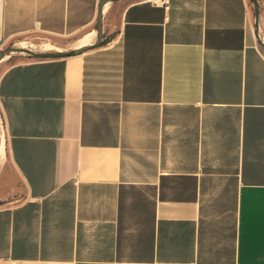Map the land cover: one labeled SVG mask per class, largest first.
<instances>
[{
	"label": "crops",
	"instance_id": "1",
	"mask_svg": "<svg viewBox=\"0 0 264 264\" xmlns=\"http://www.w3.org/2000/svg\"><path fill=\"white\" fill-rule=\"evenodd\" d=\"M100 2L0 0V49L91 28ZM120 3L99 46L0 61V264H264L249 1Z\"/></svg>",
	"mask_w": 264,
	"mask_h": 264
},
{
	"label": "rangeland",
	"instance_id": "2",
	"mask_svg": "<svg viewBox=\"0 0 264 264\" xmlns=\"http://www.w3.org/2000/svg\"><path fill=\"white\" fill-rule=\"evenodd\" d=\"M250 9L253 13V16L256 17V12L255 10V1L254 0H248ZM122 0H116L112 1L110 4L109 10H107L106 13H104V18L103 21L105 23H109L110 21L114 20L115 14H118L120 10L122 9V4L120 3ZM160 2V1H158ZM258 5H259V33L260 36L262 37L264 35V0H257ZM96 22L95 21L94 25L91 26V28H86L83 30H80L78 32L72 33V34H54V33H49L45 32L42 30H33L28 33L20 34L13 40L5 43V45L0 49V51L4 50L8 46H16L19 43H24L27 46H30L33 50H36V52H50V51H56V50H45L44 45L46 44H51L55 47L60 48L61 50H71L74 47L77 46V44L80 42V40L89 32L95 31L96 29ZM104 28V27H103ZM96 34V31H95ZM98 34V32H97ZM96 39L97 36L95 35ZM96 39H94L96 42ZM261 48L264 50L263 46L261 45ZM75 49V48H74ZM10 53V52H9ZM29 54L26 53H13L11 54V57H9L7 60L9 61H16L19 60L23 57H29ZM0 132H1V126H0ZM3 135V134H2ZM0 133V144L1 141L3 140V137ZM17 182V180H14ZM8 184V181L6 179H3L0 177V189H6V186Z\"/></svg>",
	"mask_w": 264,
	"mask_h": 264
},
{
	"label": "water",
	"instance_id": "3",
	"mask_svg": "<svg viewBox=\"0 0 264 264\" xmlns=\"http://www.w3.org/2000/svg\"><path fill=\"white\" fill-rule=\"evenodd\" d=\"M112 2V1H116V0H101L100 2V7H99V13H98V17H97V22H96V29H97V39L96 42L85 45V46H78L75 47V49H71V50H57V51H50V52H36L33 50H26L28 52L29 55L35 56V57H39V58H56V57H68V56H73V55H78L84 51H86L87 49H90L94 46H99L101 44L102 41V34H103V18H104V6L107 2ZM255 1V12H256V37L258 42H260V44L263 46L264 48V42L260 36L259 33V5L257 0ZM4 42V40L0 41V45ZM21 48H17L16 46H8L7 48H5L4 50L0 51V61L2 59H4V57L6 56L7 53L11 52V51H20Z\"/></svg>",
	"mask_w": 264,
	"mask_h": 264
},
{
	"label": "bare ground",
	"instance_id": "4",
	"mask_svg": "<svg viewBox=\"0 0 264 264\" xmlns=\"http://www.w3.org/2000/svg\"><path fill=\"white\" fill-rule=\"evenodd\" d=\"M110 4H111V1L110 2H107L104 6V12L106 13L107 10H109L110 8ZM95 31H96V34H95ZM93 30L89 33H87L81 40L80 42L77 44L76 47H80V46H85V45H88V44H91L93 41H95L94 39H96L95 35L97 36V30ZM263 42H264V35L261 37ZM17 48H21L20 51H11L10 53H7L6 56L4 58H7L9 57L11 54L13 53H26L28 54V52L26 50H33L30 46H27L26 44L24 43H19L16 45ZM75 48V47H74ZM44 49L45 50H61L60 48L58 49V47H55L51 44H46L44 45ZM33 51H36V50H33ZM1 133V132H0ZM3 133H1L2 135ZM3 136V135H2ZM5 154V142H4V137H3V140L1 141V144H0V159L2 156H4ZM2 160V159H1Z\"/></svg>",
	"mask_w": 264,
	"mask_h": 264
},
{
	"label": "built area",
	"instance_id": "5",
	"mask_svg": "<svg viewBox=\"0 0 264 264\" xmlns=\"http://www.w3.org/2000/svg\"><path fill=\"white\" fill-rule=\"evenodd\" d=\"M158 1H160V2H158ZM154 2L162 4L167 9L170 8V0H154Z\"/></svg>",
	"mask_w": 264,
	"mask_h": 264
}]
</instances>
